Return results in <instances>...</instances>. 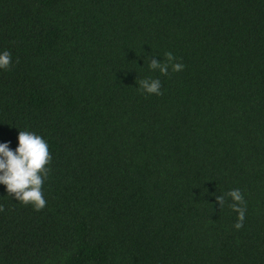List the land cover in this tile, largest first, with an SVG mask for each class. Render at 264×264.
<instances>
[{
    "label": "trees",
    "instance_id": "16d2710c",
    "mask_svg": "<svg viewBox=\"0 0 264 264\" xmlns=\"http://www.w3.org/2000/svg\"><path fill=\"white\" fill-rule=\"evenodd\" d=\"M5 49L0 142L51 161L38 210L0 185V264H264V0H0Z\"/></svg>",
    "mask_w": 264,
    "mask_h": 264
},
{
    "label": "clouds",
    "instance_id": "9594fccd",
    "mask_svg": "<svg viewBox=\"0 0 264 264\" xmlns=\"http://www.w3.org/2000/svg\"><path fill=\"white\" fill-rule=\"evenodd\" d=\"M167 62L147 57L149 70H158L161 74H167L169 67L172 71H180L181 63L175 62L172 53H165ZM11 63V53L8 50L0 51V69H6ZM139 88L148 94H160L161 84L159 79L145 78L139 81ZM17 145L13 149L8 141L0 142V185L15 201L23 204H31L37 210L45 205L41 191L44 180L47 178L48 165L51 155L47 142L38 134L19 130L17 133ZM235 201H241L242 197L238 189H230L227 192ZM218 203L223 202L222 196H216ZM238 219H243V209L237 208ZM236 228L241 227L238 222Z\"/></svg>",
    "mask_w": 264,
    "mask_h": 264
}]
</instances>
